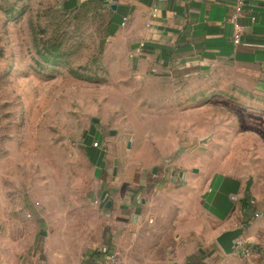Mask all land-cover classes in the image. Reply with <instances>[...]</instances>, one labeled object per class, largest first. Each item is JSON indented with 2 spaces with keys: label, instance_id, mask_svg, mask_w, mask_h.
<instances>
[{
  "label": "crops",
  "instance_id": "1",
  "mask_svg": "<svg viewBox=\"0 0 264 264\" xmlns=\"http://www.w3.org/2000/svg\"><path fill=\"white\" fill-rule=\"evenodd\" d=\"M99 1L109 24L98 65L108 81L146 87L147 107L202 103L212 95L244 105L264 99V0L244 4L238 44L234 0ZM102 108L71 142L89 166L86 186L59 193H68L71 206L50 204L34 188H9L11 172L0 170V264H102L104 244L120 264H264V191L254 168L241 164L235 142L227 161L220 160L206 150L216 138L185 134L195 127L179 123L177 133L163 137L167 148L143 158L154 164L139 166L117 123L122 110ZM104 114L114 115L112 123ZM68 209L86 219L83 235L67 229ZM237 228L252 248L248 257L218 241Z\"/></svg>",
  "mask_w": 264,
  "mask_h": 264
},
{
  "label": "rangeland",
  "instance_id": "2",
  "mask_svg": "<svg viewBox=\"0 0 264 264\" xmlns=\"http://www.w3.org/2000/svg\"><path fill=\"white\" fill-rule=\"evenodd\" d=\"M108 20L99 0H0V170L11 172L7 186L34 188L50 204L69 205L68 193H59L86 186L89 168L82 148L73 144V151L71 142L85 135L90 118L102 115L107 103L122 110L117 123L139 166L153 165L143 158L167 148L163 137L191 122L195 128L183 133L216 138L206 150L220 160L227 161L235 142L241 164L248 172L254 168L263 192L264 99L244 105L212 95L202 103L147 107L146 87L108 81L98 65ZM104 115L112 123L114 115ZM67 213V229L78 236L86 219Z\"/></svg>",
  "mask_w": 264,
  "mask_h": 264
},
{
  "label": "built area",
  "instance_id": "3",
  "mask_svg": "<svg viewBox=\"0 0 264 264\" xmlns=\"http://www.w3.org/2000/svg\"><path fill=\"white\" fill-rule=\"evenodd\" d=\"M247 0H234V6H233V12L230 15V19L234 24V27L236 28V32L233 37V42L238 44L240 43V30L241 26L238 23V16L243 11V6L246 3ZM153 11H155L153 9ZM153 14H155L153 12ZM94 145H97V142L93 143ZM250 204L254 205L255 200L251 199ZM259 213L255 212L254 216H258ZM232 251H234L237 255L241 257H248L252 253V248L249 246L248 242L240 238L239 236L234 239L233 245H232ZM99 253L102 255V264H120V259L118 253L111 249L109 245H102L99 248Z\"/></svg>",
  "mask_w": 264,
  "mask_h": 264
},
{
  "label": "water",
  "instance_id": "4",
  "mask_svg": "<svg viewBox=\"0 0 264 264\" xmlns=\"http://www.w3.org/2000/svg\"><path fill=\"white\" fill-rule=\"evenodd\" d=\"M250 182L251 180L249 179L247 182L246 190H248V185L250 184ZM241 233H242L241 228L233 229L231 231H226L219 237L218 241L227 251H232V245L234 239L240 236Z\"/></svg>",
  "mask_w": 264,
  "mask_h": 264
},
{
  "label": "trees",
  "instance_id": "5",
  "mask_svg": "<svg viewBox=\"0 0 264 264\" xmlns=\"http://www.w3.org/2000/svg\"><path fill=\"white\" fill-rule=\"evenodd\" d=\"M109 24V23H108Z\"/></svg>",
  "mask_w": 264,
  "mask_h": 264
}]
</instances>
